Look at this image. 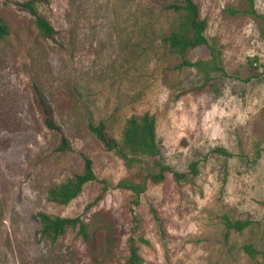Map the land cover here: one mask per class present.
<instances>
[{"label": "rangeland", "instance_id": "rangeland-1", "mask_svg": "<svg viewBox=\"0 0 264 264\" xmlns=\"http://www.w3.org/2000/svg\"><path fill=\"white\" fill-rule=\"evenodd\" d=\"M25 1L0 0L10 28L0 39V264L91 261L74 230L56 244L41 240L39 211L98 223L112 240L107 252L104 234L99 239L103 264L124 263L134 215L150 242L141 245L145 264H264V24L244 12L246 0H195L224 69L208 82L194 67L175 68L181 58L160 40L164 19L163 27L146 21L174 0H34L59 32L57 42L39 35L34 16L20 5ZM255 3L264 14V0ZM188 58L207 60L209 49L198 47ZM35 88L68 150L45 125ZM145 112L157 118L165 164L188 173L198 162L199 172L182 182L169 174L148 183L132 212L131 192L117 187L130 170L87 121H106L120 138L126 118ZM85 157L107 181L105 197L87 209L102 192L94 181L69 205L49 202L48 189L80 172ZM226 216L252 225L228 233ZM246 244L258 250L255 257Z\"/></svg>", "mask_w": 264, "mask_h": 264}, {"label": "trees", "instance_id": "trees-1", "mask_svg": "<svg viewBox=\"0 0 264 264\" xmlns=\"http://www.w3.org/2000/svg\"><path fill=\"white\" fill-rule=\"evenodd\" d=\"M247 9L245 13L260 19L264 24V14H260L256 9L255 0H246ZM29 10L34 16V22L39 35L45 39L57 42L59 32L53 27L51 22L39 11L36 2L29 0L20 3ZM158 18H149L146 20L151 25L162 26L163 19L168 29H164L160 40L173 55L179 56L181 62L175 66L176 69L185 67H194L205 77L208 82L213 71H224L221 66V52L216 45L210 43L205 32L208 22L201 16L200 7L195 0H174L160 6ZM10 34L9 25L0 15V39H5ZM262 35L264 37V25L262 26ZM206 46L210 52V58L207 60L191 61L188 53L198 47ZM36 85V84H35ZM36 87V86H35ZM36 89L38 106L42 113L45 125L53 132L62 135L61 150L66 151L70 148L67 138L62 134L54 115L41 91ZM88 130L104 145L108 151L117 154L127 165L130 175L122 179L117 187L131 192V211L139 206L142 195L146 192L148 183L159 184L165 181L170 174L177 182L186 181L193 175L198 174V162L191 164V170L188 173H181L165 164L163 159V146L157 134V118L150 112L142 114H133L126 118L121 130L120 138L110 132L106 121L95 122L92 118L87 121ZM222 155L230 156L225 149L216 148L214 150ZM147 160V162H146ZM94 181H100L103 184L102 192L96 200L87 206V209L96 202L103 199L109 190L106 180H99L94 169L93 161L90 158H84V165L80 172L66 178L60 183L52 185L47 191V200L51 203L66 206L74 201L83 192L85 186ZM152 212L160 228L161 234L165 233L162 220L158 210L152 206ZM39 220V237L41 240H47L56 244L65 234L70 231H76L77 237L87 245L92 253L91 261L86 264H103L99 253V239L104 234L107 252H110L111 235L103 232V228L98 223H88L83 215L61 216L46 211L37 212ZM134 225L129 237L127 238V255L123 264H145V258L141 254V245H149L150 242L141 233H139V220L134 215ZM226 231L242 232L252 225L250 219H232L228 216L224 219ZM244 251L251 257H255L258 250L253 244H246Z\"/></svg>", "mask_w": 264, "mask_h": 264}]
</instances>
